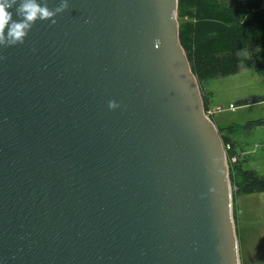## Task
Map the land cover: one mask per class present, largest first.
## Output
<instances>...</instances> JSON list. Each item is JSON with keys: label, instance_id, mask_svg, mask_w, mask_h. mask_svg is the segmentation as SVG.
Masks as SVG:
<instances>
[{"label": "water", "instance_id": "1", "mask_svg": "<svg viewBox=\"0 0 264 264\" xmlns=\"http://www.w3.org/2000/svg\"><path fill=\"white\" fill-rule=\"evenodd\" d=\"M0 264H240L177 0H69L0 47Z\"/></svg>", "mask_w": 264, "mask_h": 264}, {"label": "trees", "instance_id": "2", "mask_svg": "<svg viewBox=\"0 0 264 264\" xmlns=\"http://www.w3.org/2000/svg\"><path fill=\"white\" fill-rule=\"evenodd\" d=\"M177 21L180 44L199 83L235 74L242 64L256 73L264 68V0H177ZM263 100L253 96L242 104ZM203 104L206 109L208 101ZM215 126L224 146H229L226 158L232 194L264 191V181L256 171L244 167L243 152L226 133L264 126V118Z\"/></svg>", "mask_w": 264, "mask_h": 264}, {"label": "rangeland", "instance_id": "3", "mask_svg": "<svg viewBox=\"0 0 264 264\" xmlns=\"http://www.w3.org/2000/svg\"><path fill=\"white\" fill-rule=\"evenodd\" d=\"M198 86L202 100L208 101L209 106H236L213 116L219 128L264 118V100L242 104L253 96L264 97V68L256 73L242 64L237 73L198 82ZM226 133L243 152L244 167L256 171L264 181V126ZM232 213L240 264H264V191L232 194Z\"/></svg>", "mask_w": 264, "mask_h": 264}, {"label": "clouds", "instance_id": "4", "mask_svg": "<svg viewBox=\"0 0 264 264\" xmlns=\"http://www.w3.org/2000/svg\"><path fill=\"white\" fill-rule=\"evenodd\" d=\"M14 4L16 0H0V47L24 43L28 31L37 20L55 17L68 8L69 0H61L55 10L42 5L40 0H20L15 9L16 15L22 17L19 20H13L11 9ZM51 22L55 23V19ZM109 107H116L115 102L110 101Z\"/></svg>", "mask_w": 264, "mask_h": 264}, {"label": "built area", "instance_id": "5", "mask_svg": "<svg viewBox=\"0 0 264 264\" xmlns=\"http://www.w3.org/2000/svg\"><path fill=\"white\" fill-rule=\"evenodd\" d=\"M236 109V106L232 103L228 104L227 106H222V105H215V106H207L206 109H204V114L210 118V117H213L215 114L217 113H221V112H224V111H232ZM225 148V152H226V148H229V146H224ZM232 161L235 160V158L233 157L231 159Z\"/></svg>", "mask_w": 264, "mask_h": 264}]
</instances>
